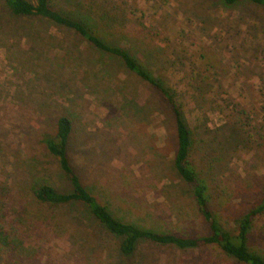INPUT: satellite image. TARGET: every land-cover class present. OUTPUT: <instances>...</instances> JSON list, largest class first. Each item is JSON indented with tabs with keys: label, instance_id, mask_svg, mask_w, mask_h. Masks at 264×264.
<instances>
[{
	"label": "rangeland",
	"instance_id": "rangeland-1",
	"mask_svg": "<svg viewBox=\"0 0 264 264\" xmlns=\"http://www.w3.org/2000/svg\"><path fill=\"white\" fill-rule=\"evenodd\" d=\"M54 2L176 93L208 206L235 233L264 197V9L222 0ZM61 116L73 123L76 173L115 217L183 237L208 232L174 169V121L156 91L75 32L12 17L0 0V230L13 247L1 264H237L213 246L139 242L123 256L87 211L37 206L35 182L71 191L42 143ZM248 245L264 257V214Z\"/></svg>",
	"mask_w": 264,
	"mask_h": 264
},
{
	"label": "trees",
	"instance_id": "trees-1",
	"mask_svg": "<svg viewBox=\"0 0 264 264\" xmlns=\"http://www.w3.org/2000/svg\"><path fill=\"white\" fill-rule=\"evenodd\" d=\"M55 0H4L8 12L15 18L38 19L71 30L90 43L94 48L118 59L125 68L148 84L169 107L174 121L176 151L173 166L182 182L191 188L193 203L208 232L202 236L183 237L172 233H161L141 228L114 216L81 182L69 157V145L73 132L72 120L61 116L56 122L53 134L43 137L42 143L59 165L71 191L62 192L45 181L35 182L31 194L35 204L44 209L79 207L108 234L119 240V253L131 256L139 242H149L156 246H170L179 251H193L205 247H216L225 257L237 264H264V257L253 252L248 245V233L255 218L264 214V197L239 221L235 233L228 231L208 206L205 181L190 163L192 132L187 126L176 93L164 82L155 77L152 71L133 57L128 50L113 46L101 39L100 29H92L87 21L55 7ZM225 6H235L246 2L264 9V0H222ZM44 220L48 217L44 216ZM12 245L0 230V264L3 258L12 253Z\"/></svg>",
	"mask_w": 264,
	"mask_h": 264
}]
</instances>
